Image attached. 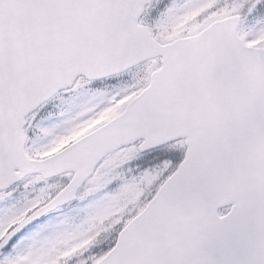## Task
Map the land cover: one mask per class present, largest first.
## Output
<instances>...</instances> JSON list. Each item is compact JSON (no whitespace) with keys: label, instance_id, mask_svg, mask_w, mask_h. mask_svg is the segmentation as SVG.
<instances>
[{"label":"snow or ice","instance_id":"snow-or-ice-1","mask_svg":"<svg viewBox=\"0 0 264 264\" xmlns=\"http://www.w3.org/2000/svg\"><path fill=\"white\" fill-rule=\"evenodd\" d=\"M0 264H264V0H0Z\"/></svg>","mask_w":264,"mask_h":264}]
</instances>
